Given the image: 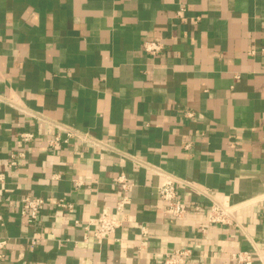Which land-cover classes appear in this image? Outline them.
<instances>
[{"label":"crops","instance_id":"0c3cea01","mask_svg":"<svg viewBox=\"0 0 264 264\" xmlns=\"http://www.w3.org/2000/svg\"><path fill=\"white\" fill-rule=\"evenodd\" d=\"M148 39L165 50L147 53ZM0 95V264H161L155 253L173 247L191 248L190 264H239L243 251L264 264V0H0ZM65 129L91 141L52 149ZM162 173L211 191L238 227L167 215ZM179 193L209 203L188 185ZM27 195L48 201L38 227L21 213ZM107 208L123 226L86 241L84 224Z\"/></svg>","mask_w":264,"mask_h":264},{"label":"built area","instance_id":"2783aa9c","mask_svg":"<svg viewBox=\"0 0 264 264\" xmlns=\"http://www.w3.org/2000/svg\"><path fill=\"white\" fill-rule=\"evenodd\" d=\"M165 48V45L158 40L148 39L144 43L145 51L151 55H158L162 53ZM5 104H8L6 99L0 95V107ZM9 104V106L15 107L12 103ZM35 118H37L39 121H46L45 119H41L39 117ZM56 126L58 128V125ZM65 131L67 132L68 137L65 141L62 140L58 132L49 139L48 144L52 149L60 148L64 143H68L70 139L77 138L83 142L91 141V139H89V137L86 135H81L77 132L67 129H65ZM19 137L23 143L29 144L36 140V133L32 131H24L19 134ZM25 157L26 155L24 151L13 153L11 155L9 166H20ZM161 178L162 181L158 186V199L167 215L181 220L188 215L203 212L206 214L207 223L209 225H223L230 228L238 227L239 224L235 218L234 208L226 204L221 199L213 196L211 191L208 189L200 188L199 186L186 182L185 180L179 179L178 177L168 173H162ZM5 181L6 174L0 173V183H4ZM114 181L116 185L119 186L123 191H129L133 185L132 181L125 173L118 174ZM75 184L77 187H79L82 185V182L76 181ZM182 184L192 187L200 197L207 198L209 203H200L199 201L191 203L187 202L179 193V186ZM128 201L129 198L127 196L122 197L116 206V213L122 214ZM47 204L48 201L44 197L27 195L21 200V213L23 216L29 217L38 227L41 224L42 212ZM50 204L55 208L60 209H71L73 207L71 203L64 199H53L50 201ZM122 226L123 221L120 218L116 217L110 209H104L98 217L90 219L84 224V239L86 241L92 239L95 243L102 244L105 241L114 239L117 231ZM200 230L202 235H204L205 226H201ZM149 234V229L147 227H142L141 246L138 248L140 255L143 252V248L147 245V238ZM37 242L38 239L36 237H32L30 239V243L32 245H36ZM8 245L9 239L0 238V260L6 258L5 251ZM192 256L193 250L191 248L183 247H173L171 249L155 253V257L161 264H190V259ZM253 258V254L248 251L239 252L232 256V259L239 264H252Z\"/></svg>","mask_w":264,"mask_h":264}]
</instances>
